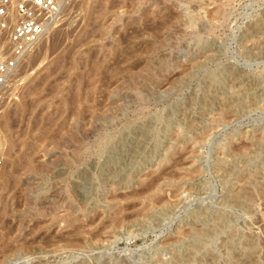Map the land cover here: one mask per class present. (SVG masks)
<instances>
[{
    "label": "rangeland",
    "instance_id": "obj_1",
    "mask_svg": "<svg viewBox=\"0 0 264 264\" xmlns=\"http://www.w3.org/2000/svg\"><path fill=\"white\" fill-rule=\"evenodd\" d=\"M96 2L0 104V264H264V0Z\"/></svg>",
    "mask_w": 264,
    "mask_h": 264
},
{
    "label": "built area",
    "instance_id": "obj_2",
    "mask_svg": "<svg viewBox=\"0 0 264 264\" xmlns=\"http://www.w3.org/2000/svg\"><path fill=\"white\" fill-rule=\"evenodd\" d=\"M68 0H0V104L16 101L25 68L50 28L61 19ZM0 164L2 160L0 159Z\"/></svg>",
    "mask_w": 264,
    "mask_h": 264
},
{
    "label": "bare ground",
    "instance_id": "obj_3",
    "mask_svg": "<svg viewBox=\"0 0 264 264\" xmlns=\"http://www.w3.org/2000/svg\"><path fill=\"white\" fill-rule=\"evenodd\" d=\"M71 0H68V2H67V5L69 4V2H70ZM105 0H102V1H99V0H97V2H96V4L98 5V7H97V10L95 11L94 9H92V7H90V12H89V14L91 15V20H90V24H88L89 25V27H90V32L92 33L93 32V34H94V32H95V30H97V28L99 27V26H96V22L97 21H101V20H103L104 19V15L103 14H105L106 12V9H101V7H102V5H103V2H104ZM118 0H116V2H117ZM67 5H66V7H67ZM66 7H64V10H63V13L65 12V10H66ZM101 13V14H100ZM98 14H100V15H98ZM63 15V14H62ZM64 16V15H63ZM99 16H101V17H99ZM164 20V19H163ZM163 21H161L160 20V22L158 23V25H157V27L155 28V29H153L152 31L154 32V34L157 32V30L159 31V30H161V28H162V26H163ZM56 26H58V25H55V26H53L52 28H50L49 30H48V32L46 33V35H45V37L43 38V40H42V42L43 43H45V41L48 39V37H49V35H50V33L55 29V27ZM154 26V25H153ZM155 30V31H154ZM98 31V30H97ZM88 32V31H87ZM89 32V33H90ZM157 35V34H156ZM90 36V35H89ZM45 39V40H44ZM42 42H41V44H42ZM41 44H40V46H41ZM39 46V47H40ZM38 50H39V48H38ZM37 50V51H38ZM35 52L34 54H33V56L32 57H35V55H37L36 53H38V52ZM40 51V50H39ZM70 56V55H69ZM32 57L30 58V60L32 59ZM29 60V61H30ZM69 61V60H68ZM61 62H63V61H61L60 60V62H58V63H61ZM61 66V65H60ZM100 73H101V68H100V66H98V64L97 63H95V65H94V67H93V74L94 75H96V76H100ZM91 75V74H90ZM107 81V80H106ZM42 83V82H41ZM44 83V82H43ZM42 83V84H43ZM45 84H46V82H45ZM39 89V88H38ZM38 89H34L32 92H30L31 94L32 93H34V91L35 90H38ZM41 89V88H40ZM55 89V88H54ZM29 93V94H30ZM28 94V95H29ZM33 97V96H32ZM42 97V96H41ZM36 99V98H35ZM40 99V98H39ZM38 100V99H37ZM30 101H32V100H30ZM62 101V100H61ZM77 102V101H76ZM84 102V101H83ZM34 104V103H33ZM62 104V103H61ZM9 105V104H8ZM8 105H5V106H8ZM66 104L65 103H63V106H65ZM28 106H32V105H30V103L28 104ZM28 109H29V107H28ZM7 116L5 117V121H4V123H3V127H2V129L4 130V131H6V132H9V135H10V132L12 131V129H13V126H12V124L14 125V123H12V118H14L13 116L15 115L14 113H11V114H6ZM15 119V118H14ZM49 120V121H48ZM48 120H47V122L45 121V123H46V125L45 126H47V127H45L44 128V126H43V128H44V131H43V133L41 134V136H40V138L42 139V137L44 138L45 136H47V133H48V130H49V128H51L50 127V123H51V120H50V118H48ZM54 120V119H53ZM53 122V121H52ZM44 124V123H43ZM41 133V132H40ZM16 135V134H15ZM39 138V139H40ZM33 139V138H32ZM34 139H35V137H34ZM38 139L36 138L34 141L33 140H31L30 142H26V144H27V146H26V148H25V152H24V154H25V157H24V166H25V171L26 172H32V171H36V170H38V168L39 167H37L36 166V160L34 159V157H33V155L36 153V150H37V147H36V143H35V141H37ZM10 142V144H11V150H13V147L15 146V141H14V138H13V135L11 134L10 136H9V138H8V136H7V138H1L0 137V148L6 143V142ZM33 141V142H32ZM38 142V141H37ZM11 157V156H10ZM149 189V188H148ZM144 192V191H143Z\"/></svg>",
    "mask_w": 264,
    "mask_h": 264
}]
</instances>
